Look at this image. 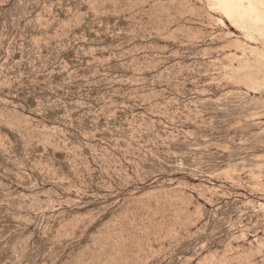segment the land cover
I'll return each mask as SVG.
<instances>
[{
	"label": "rangeland",
	"instance_id": "obj_1",
	"mask_svg": "<svg viewBox=\"0 0 264 264\" xmlns=\"http://www.w3.org/2000/svg\"><path fill=\"white\" fill-rule=\"evenodd\" d=\"M0 264H264V0H0Z\"/></svg>",
	"mask_w": 264,
	"mask_h": 264
}]
</instances>
